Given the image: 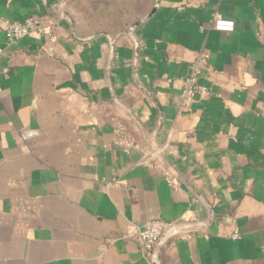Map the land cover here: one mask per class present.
<instances>
[{"label": "crops", "instance_id": "crops-1", "mask_svg": "<svg viewBox=\"0 0 264 264\" xmlns=\"http://www.w3.org/2000/svg\"><path fill=\"white\" fill-rule=\"evenodd\" d=\"M71 1L0 0V264H152L134 225L208 218L161 164L118 146L123 126L151 152L138 123L215 212L171 237L159 264H264V0H161L135 40ZM215 14L234 31L212 29ZM31 17L55 36L9 44L6 22ZM203 51L205 91L184 107Z\"/></svg>", "mask_w": 264, "mask_h": 264}, {"label": "built area", "instance_id": "built-area-1", "mask_svg": "<svg viewBox=\"0 0 264 264\" xmlns=\"http://www.w3.org/2000/svg\"><path fill=\"white\" fill-rule=\"evenodd\" d=\"M55 27V23L45 26L39 18L31 17L23 22H6L4 32L7 42L9 44H13L34 33L41 34L46 38H53L55 36ZM211 27L212 29L220 32H233L235 29V23L231 20L223 18L220 14H215L211 22ZM2 55L3 49H0V74H7L9 70L2 64ZM209 58V54L203 51L192 62L191 71L183 80V89L181 94L182 106L185 107L192 97L205 91V88L200 86L198 83V76L208 63ZM115 135L118 146L121 147L125 152H130L132 150L144 152L145 159L142 162L144 166H147L148 168L159 166L160 163L157 161L155 154L152 151L147 153L144 148L133 139L128 130H126L123 126L116 128ZM170 176L172 175L170 174ZM171 181L175 186L176 179L173 176L171 177ZM106 185L110 186L112 183L108 182ZM175 225L176 224H169L160 220L147 221L143 224L134 225L129 233V237L136 241L144 256L149 258L152 264H155V262H153V251L157 242Z\"/></svg>", "mask_w": 264, "mask_h": 264}, {"label": "water", "instance_id": "water-1", "mask_svg": "<svg viewBox=\"0 0 264 264\" xmlns=\"http://www.w3.org/2000/svg\"><path fill=\"white\" fill-rule=\"evenodd\" d=\"M65 0H62L61 4L64 3ZM161 0H155V3L151 10L144 15L142 18L134 22L126 31H124L122 34H120L118 37L122 35H126L131 37L133 40H135L134 32L135 30L149 21L158 11L160 7ZM57 6L53 8V12L58 16L62 18H68L66 15L61 14L56 11ZM100 35L106 36L109 38L110 42V49L111 52H113L116 39H111L110 36L107 33H102ZM138 52V50H136ZM138 123V121H136ZM140 129L143 131L144 135L146 136L151 151L155 154V157L157 161L170 172V174L178 180L184 187H186L193 195L194 197L206 208L208 212V218L204 221H198V222H186V223H179L176 224L171 230H169L167 233H165L157 242L155 249L153 251V262L155 264H159L160 262V252L164 245L170 240L171 237L175 236L180 231H186V230H194L200 225L205 226L206 228H210L214 222L215 218V212L212 207V205L206 200V198L183 176L181 175L177 170H175L165 159V157L161 154L159 146L156 144L155 137L152 136L146 129L142 127L140 123H138Z\"/></svg>", "mask_w": 264, "mask_h": 264}, {"label": "rangeland", "instance_id": "rangeland-1", "mask_svg": "<svg viewBox=\"0 0 264 264\" xmlns=\"http://www.w3.org/2000/svg\"><path fill=\"white\" fill-rule=\"evenodd\" d=\"M75 3L79 5L80 12L84 15L90 16V24H93L96 29L103 28L102 23L104 21H107L110 23V27L116 25L112 28V30H116L118 26L123 25L124 18V4L126 5L128 13H130L133 5L136 6L138 9L139 4L146 6V3H148V0H74ZM71 0L68 6V9H70L71 6ZM138 2V3H137ZM150 3V2H149ZM148 3V4H149ZM133 19L127 18V23H131ZM119 24V25H118ZM133 24V23H132ZM130 24V26L132 25ZM129 26V27H130ZM128 27V28H129Z\"/></svg>", "mask_w": 264, "mask_h": 264}, {"label": "trees", "instance_id": "trees-1", "mask_svg": "<svg viewBox=\"0 0 264 264\" xmlns=\"http://www.w3.org/2000/svg\"><path fill=\"white\" fill-rule=\"evenodd\" d=\"M150 2V0H148V3ZM138 3V2H137ZM148 3H146V6L144 5H142L141 4V2H140V4H139V7H138V9L136 8V4L135 5H133V7H132V9H131V11H130V13H128V12H126L127 11V8H126V5L127 4H124V7L125 8H123L124 10V16H123V18H124V20L125 21H123V25H122V27L121 26H118V27H116L117 29L116 30H119L120 29V31H122L123 30V28L124 27H126V26H129L130 24H132V23H134V22H136L137 20H139L142 16H144L150 9H151V6H152V2H150L149 4ZM127 18H131V19H133L132 20V22L130 23H127ZM102 25H103V28H98V29H100V30H104V31H107V30H112V28L113 27H115L116 25L114 24V26H112V27H110V26H108V25H110V23L109 22H107V21H104V23H102ZM119 25V24H118ZM95 27V26H94Z\"/></svg>", "mask_w": 264, "mask_h": 264}]
</instances>
